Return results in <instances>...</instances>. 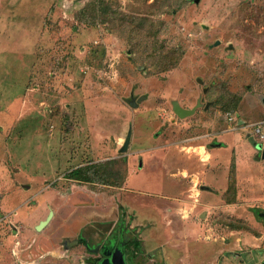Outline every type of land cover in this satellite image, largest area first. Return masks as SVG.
Wrapping results in <instances>:
<instances>
[{"label":"rangeland","instance_id":"374dc122","mask_svg":"<svg viewBox=\"0 0 264 264\" xmlns=\"http://www.w3.org/2000/svg\"><path fill=\"white\" fill-rule=\"evenodd\" d=\"M174 101L200 108L179 119ZM225 113L264 120V0H0V264H90L110 241L125 264L264 256L245 190L195 208L190 178L170 176L175 160L202 169L199 146L222 149L200 127ZM77 166L96 184L67 180ZM72 195L101 226L65 250L62 234L34 227Z\"/></svg>","mask_w":264,"mask_h":264},{"label":"crops","instance_id":"0c3cea01","mask_svg":"<svg viewBox=\"0 0 264 264\" xmlns=\"http://www.w3.org/2000/svg\"><path fill=\"white\" fill-rule=\"evenodd\" d=\"M208 105L209 104L205 106V110L207 109ZM198 108H200L199 102H197L195 107L192 108L194 111L191 115H195ZM227 114H231L232 116H234V120L229 121L227 119ZM254 124H261L262 130L264 132V120L256 122H246L245 120L240 118L238 114L234 113H225L223 118H221L220 116H215L213 120L207 119V121L205 120L204 123L201 124L200 130L202 131L205 125L210 131V138H207L206 134L201 136V140L203 138H205V140L210 139L211 143H214L213 145L220 146V148L222 149L219 150L218 148H212L207 151L206 149H203L202 145L199 146L198 149H202V152L200 153L202 156L201 158L203 160V164H201L202 169H200L197 174H194L190 167H188V169L178 170V168L176 167L177 161L175 160L173 162L175 165L174 170H176L175 172L170 174V176L173 177V181L175 180L176 182H180V180H183L185 177H188V179L190 178V182L192 184L190 196L192 199L191 204L193 205V207L196 208L204 205L209 206L208 201L211 200V197L215 202L218 200L222 203L223 197L225 199V196H228L229 194L234 195L235 190L237 189L238 194L236 198L234 196V200H239L240 190H245L247 192L246 197L250 198L248 199V201L250 204L249 206L251 207L250 211L253 213V215L256 216L257 211H261L263 212L261 214H264V157H262L261 153L262 149H264V143L257 140V137L251 127ZM122 146L123 144L118 150L120 154H124L128 150L127 147L125 152H120ZM257 147H259V149H257ZM225 149L234 151L232 156L229 158H217L219 156L217 152ZM192 157L193 154H190V160L192 159ZM190 160L186 159V163H190L189 165H191L192 163L190 162ZM227 164H229L230 167ZM141 166L142 161L139 160V168H141ZM229 168V176H227L226 173L228 172ZM78 169H82V167L77 166L74 169L70 170L65 178L67 180L80 184H96L92 180L83 181L81 178L72 176V173ZM122 181L123 177L120 182ZM174 193L175 190L170 191L168 192V194L166 193V195H164L162 198L167 200L174 199L172 197ZM224 202L227 203L226 201ZM68 203L71 204L70 206H72V209L69 215H65L66 209L64 205ZM51 204V202H42V205H44L46 208ZM43 213L44 212H41L39 216L42 217ZM76 214H79L77 217L84 216L86 220L84 222L77 223V217H74V223L71 227H69L67 225L68 218ZM98 216H100V214L88 211L87 207H85V204L81 205L79 198L72 195L70 197L57 199L55 200V202L53 201V206L47 210L44 218L38 221L34 229L36 232H40L41 230H44V228H46L47 233L49 232V234H62L65 239L64 249L66 250L67 248L78 245L79 240L88 242L86 238H84V233H86V235L89 237L92 235H97V227H100L101 224H97L96 222L91 221L90 218L93 219L97 218ZM47 219V223L39 229L38 227L40 226L41 222H44ZM121 219L123 220V217ZM116 222H119V218ZM64 226L65 228L63 230L62 227ZM110 227L111 224L108 226V229ZM78 230H80V232L76 235V238L74 240H71ZM260 257L263 258H261V260L257 262L256 259H260ZM248 264H264V256H254L252 261H250Z\"/></svg>","mask_w":264,"mask_h":264},{"label":"water","instance_id":"95a60500","mask_svg":"<svg viewBox=\"0 0 264 264\" xmlns=\"http://www.w3.org/2000/svg\"><path fill=\"white\" fill-rule=\"evenodd\" d=\"M130 106L131 107H135V104L131 103ZM172 111L178 118L183 119V118L191 115L194 110L193 109H191V110L182 109L179 106V104L174 101V102H172ZM130 138H131V128L128 129V132L126 134V137L124 139L123 146L120 149V152H125L126 151V149L128 147V144L130 142ZM257 149H259V147H257ZM261 153H262V157H264V149H262ZM259 217L262 219L263 224H264V214H260ZM48 219L46 221H44V222H41V224H40V226L38 228L39 229L42 228L47 223ZM99 264H125V262H124V259H123L122 252H120L119 250H116V253L114 255H112L111 261H109V259L106 258Z\"/></svg>","mask_w":264,"mask_h":264},{"label":"flooded vegetation","instance_id":"af4514ba","mask_svg":"<svg viewBox=\"0 0 264 264\" xmlns=\"http://www.w3.org/2000/svg\"><path fill=\"white\" fill-rule=\"evenodd\" d=\"M106 238H108V237L106 236L103 239L105 240ZM79 243L85 244L86 247L88 246L87 243L82 241V240L78 241V245H79ZM116 250H119L120 252H122L123 255L125 254V250L123 248L122 242H120L119 244H116V243L110 241L108 244H97L95 246V248L93 249V252L96 255H99L100 257H98V258L96 257V258L89 260L90 264H99L106 258H108L109 261H111L112 255H114L116 253Z\"/></svg>","mask_w":264,"mask_h":264},{"label":"built area","instance_id":"2783aa9c","mask_svg":"<svg viewBox=\"0 0 264 264\" xmlns=\"http://www.w3.org/2000/svg\"><path fill=\"white\" fill-rule=\"evenodd\" d=\"M227 119L229 121H233L234 120V116H232L231 114H227ZM251 127H252V130H253L254 134L257 137V140H259V142H263L264 143V132L262 130V125L261 124H254Z\"/></svg>","mask_w":264,"mask_h":264},{"label":"trees","instance_id":"16d2710c","mask_svg":"<svg viewBox=\"0 0 264 264\" xmlns=\"http://www.w3.org/2000/svg\"><path fill=\"white\" fill-rule=\"evenodd\" d=\"M97 167H101L100 165H95V166H91L90 169H97ZM87 168H82V169H78V170H75L73 173H72V176H75L77 178H81L82 179V174H84L86 172ZM92 178H90L89 176H85V179L83 181H91ZM263 212L261 211H257L256 212V216L258 217L259 220L262 221V219L258 216L259 214H261Z\"/></svg>","mask_w":264,"mask_h":264}]
</instances>
